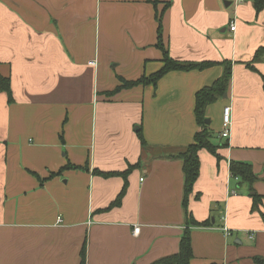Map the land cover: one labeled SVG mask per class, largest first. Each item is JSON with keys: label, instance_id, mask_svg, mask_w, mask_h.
<instances>
[{"label": "crops", "instance_id": "crops-1", "mask_svg": "<svg viewBox=\"0 0 264 264\" xmlns=\"http://www.w3.org/2000/svg\"><path fill=\"white\" fill-rule=\"evenodd\" d=\"M157 16L170 57L212 64L107 95L120 77L163 65ZM263 47L264 9L252 0H0V74L13 97L0 91V264H151L176 253L186 217L175 155L201 129L196 92L224 61L227 89L204 112L219 158L199 150L187 204L211 225L189 227V264H264V199L252 207L250 195H264ZM231 160L251 164V187Z\"/></svg>", "mask_w": 264, "mask_h": 264}, {"label": "trees", "instance_id": "trees-1", "mask_svg": "<svg viewBox=\"0 0 264 264\" xmlns=\"http://www.w3.org/2000/svg\"><path fill=\"white\" fill-rule=\"evenodd\" d=\"M147 2H151L154 6L157 4V0H145ZM253 6L257 12H260L264 9V0H252ZM158 20V27H157V42L156 46L161 49L163 57V65L161 68L152 73L149 76H141L137 80H125L123 78H119L120 84L116 86L114 90L111 92H107V95L113 94L123 88H130L135 85H145V84H156V81L165 73L172 71V70H189L192 68H199L203 69L209 65L211 62H181L179 60L173 59L168 55L163 43H162V29H161V18L157 16ZM264 50L260 48L257 53L256 57L258 56L261 51ZM224 70L221 75L212 85L200 89L196 92L195 96V108L194 113L196 117V121L201 127L200 130L196 131L193 135L192 143L185 146L182 150L176 153L175 157L182 160V171H183V198H182V205L185 211L186 217V226L183 230V233L180 238L179 242V249L176 253L163 257L151 264H189V261L192 257V247H191V238H190V229L191 226H209L211 225V219H207L202 222H197L194 220L190 212L188 211L187 204L189 195L192 192V188L194 182L196 181L199 169H200V160L198 152L200 149H207L211 153H213L217 158H219L218 154L216 153L217 146L212 141L213 133L210 129H208V125L204 123L205 119V107L206 105L214 102L216 98L221 96L227 89L229 79H230V69L231 65L229 62H223ZM253 68V66H251ZM0 91L6 93L8 97V101L11 102L13 100L12 97V90L10 86V78L4 77L0 74ZM138 137L140 142L144 144V139L140 132V129L137 131ZM72 165L68 164L65 167H71ZM74 167V166H73ZM132 167H129L126 171L122 172V176L125 178L126 174ZM229 170L232 176L240 178L241 181L247 182L248 185L251 187L252 183L256 180V175L252 171V166L250 163L241 162V161H234L231 160L229 163ZM96 172V171H95ZM99 174L110 176L113 173H101ZM252 192L250 193L253 201L252 207L257 206L262 200L264 199V195L257 194L252 188ZM125 191V185L123 186L122 190L120 191L119 195L115 203H117ZM84 258H82L83 260ZM258 262L264 263V258L257 259Z\"/></svg>", "mask_w": 264, "mask_h": 264}, {"label": "built area", "instance_id": "built-area-1", "mask_svg": "<svg viewBox=\"0 0 264 264\" xmlns=\"http://www.w3.org/2000/svg\"><path fill=\"white\" fill-rule=\"evenodd\" d=\"M229 29L234 31L235 29V22L232 21L229 25ZM231 107L224 106L222 110V120H221V127L219 129V136L221 138H227L230 135L231 131ZM235 192V191H233ZM133 234H137L139 232V226H134L132 230ZM225 232L228 233L229 231L225 229Z\"/></svg>", "mask_w": 264, "mask_h": 264}, {"label": "water", "instance_id": "water-1", "mask_svg": "<svg viewBox=\"0 0 264 264\" xmlns=\"http://www.w3.org/2000/svg\"><path fill=\"white\" fill-rule=\"evenodd\" d=\"M204 123L208 125V124L210 123V119H209V118H205V119H204ZM212 220H213V219H212Z\"/></svg>", "mask_w": 264, "mask_h": 264}, {"label": "rangeland", "instance_id": "rangeland-1", "mask_svg": "<svg viewBox=\"0 0 264 264\" xmlns=\"http://www.w3.org/2000/svg\"><path fill=\"white\" fill-rule=\"evenodd\" d=\"M214 139L217 140V138L215 137L214 132H213L212 141H214Z\"/></svg>", "mask_w": 264, "mask_h": 264}]
</instances>
